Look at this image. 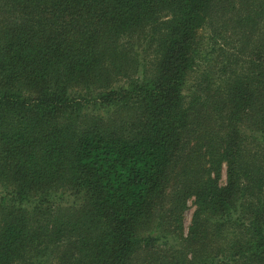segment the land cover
I'll return each mask as SVG.
<instances>
[{
    "label": "trees",
    "instance_id": "obj_1",
    "mask_svg": "<svg viewBox=\"0 0 264 264\" xmlns=\"http://www.w3.org/2000/svg\"><path fill=\"white\" fill-rule=\"evenodd\" d=\"M0 184V264H264V0H0Z\"/></svg>",
    "mask_w": 264,
    "mask_h": 264
},
{
    "label": "rangeland",
    "instance_id": "obj_2",
    "mask_svg": "<svg viewBox=\"0 0 264 264\" xmlns=\"http://www.w3.org/2000/svg\"><path fill=\"white\" fill-rule=\"evenodd\" d=\"M208 34V33H207ZM124 79L118 80L117 83H123ZM87 91L85 90V88L81 85H74L73 87L70 88V96L71 97H78L80 99H82V95H86ZM85 98V97H84ZM103 110V109H102ZM220 184H224L225 183V166L222 167V170L220 172V179L218 181ZM12 192V193H11ZM5 195L8 197V199H10V201H7L9 204H12L13 202V195H14V191L12 189V185H1L0 184V196L1 195ZM57 199H54L52 197H45V198H41L42 199V208L47 207L49 204H51L53 202V204L56 203H68V201H73V199L75 198V195H68V196H56ZM40 202V201H39ZM31 206V205H30ZM194 210V203H193V198H190L187 202V209L185 210V212L183 213V218H182V223H183V231L184 234L187 232L188 226L190 224V218H191V214L192 211Z\"/></svg>",
    "mask_w": 264,
    "mask_h": 264
}]
</instances>
